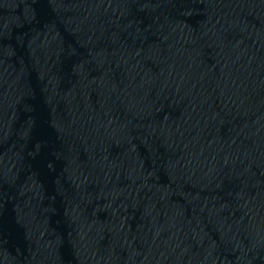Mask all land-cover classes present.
I'll use <instances>...</instances> for the list:
<instances>
[{"label":"water","instance_id":"obj_1","mask_svg":"<svg viewBox=\"0 0 264 264\" xmlns=\"http://www.w3.org/2000/svg\"><path fill=\"white\" fill-rule=\"evenodd\" d=\"M0 174L108 264H264V0H0Z\"/></svg>","mask_w":264,"mask_h":264}]
</instances>
